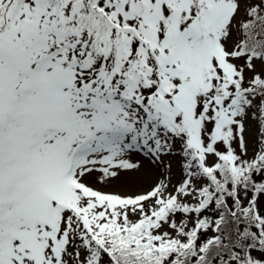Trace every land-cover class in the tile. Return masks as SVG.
I'll return each instance as SVG.
<instances>
[{
  "label": "snow or ice",
  "instance_id": "snow-or-ice-1",
  "mask_svg": "<svg viewBox=\"0 0 264 264\" xmlns=\"http://www.w3.org/2000/svg\"><path fill=\"white\" fill-rule=\"evenodd\" d=\"M0 264H264V0H0Z\"/></svg>",
  "mask_w": 264,
  "mask_h": 264
},
{
  "label": "rangeland",
  "instance_id": "rangeland-1",
  "mask_svg": "<svg viewBox=\"0 0 264 264\" xmlns=\"http://www.w3.org/2000/svg\"><path fill=\"white\" fill-rule=\"evenodd\" d=\"M155 179V173L147 174L142 177L143 183L147 184L150 183Z\"/></svg>",
  "mask_w": 264,
  "mask_h": 264
}]
</instances>
